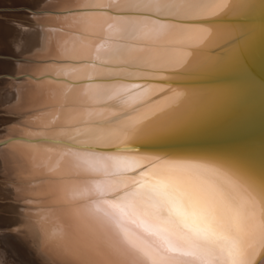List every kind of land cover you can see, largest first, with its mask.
I'll return each mask as SVG.
<instances>
[{"label":"bare ground","instance_id":"obj_1","mask_svg":"<svg viewBox=\"0 0 264 264\" xmlns=\"http://www.w3.org/2000/svg\"><path fill=\"white\" fill-rule=\"evenodd\" d=\"M148 3L153 6L145 7ZM198 5L199 0H0V241L17 263L137 264L141 259L90 208L101 200L97 191L116 192L122 181L144 172H133L143 159L34 139L106 141L109 132L93 122L137 100L142 90L115 81L62 78L123 75L129 70L117 65L162 63L172 54L171 42L191 39L181 27L159 28L150 17L100 7L178 14ZM146 183H151L147 176ZM134 219L124 227L157 245Z\"/></svg>","mask_w":264,"mask_h":264},{"label":"water","instance_id":"obj_2","mask_svg":"<svg viewBox=\"0 0 264 264\" xmlns=\"http://www.w3.org/2000/svg\"><path fill=\"white\" fill-rule=\"evenodd\" d=\"M232 2L199 0L196 10L178 14L100 7L113 14L168 21L188 30L191 39L171 42L168 47L172 46V54L162 63L117 65L129 70L123 75L74 81L62 78L69 83L115 81L139 85L135 89H141L142 95L137 100L121 103L109 117L93 122L101 131L109 132L106 141L73 144L47 136L34 140L141 158L144 164L133 172L144 171L159 161L134 155L131 146H117L129 140L130 130L147 123L151 111L169 103L165 94L176 89L185 93L176 117L188 121V129L164 144L145 146L146 150L193 163L211 164L216 158L242 157L257 167L264 166V0H235V8L226 15ZM208 25L210 30H206ZM241 49L242 55L238 54ZM192 52L200 56L194 70L185 73L183 69L192 60ZM263 256L261 249L255 264Z\"/></svg>","mask_w":264,"mask_h":264},{"label":"snow or ice","instance_id":"obj_3","mask_svg":"<svg viewBox=\"0 0 264 264\" xmlns=\"http://www.w3.org/2000/svg\"><path fill=\"white\" fill-rule=\"evenodd\" d=\"M228 8L226 15L235 8V0ZM167 23L157 20L156 26L163 28ZM210 29L208 25L206 30ZM190 54L185 73L194 70L200 56L199 52ZM165 95L170 102L151 111L147 123L130 130L129 140L117 146H131L134 155L159 164L146 166L138 176L122 181L118 195L97 191L99 204L105 207L94 203L90 211L113 230L126 250L141 257L137 264H255L258 251L264 249V166L242 157L193 163L146 150L145 146L164 144L188 129V121L176 117L185 93L170 89ZM130 217L158 244L130 233L124 227Z\"/></svg>","mask_w":264,"mask_h":264},{"label":"rangeland","instance_id":"obj_4","mask_svg":"<svg viewBox=\"0 0 264 264\" xmlns=\"http://www.w3.org/2000/svg\"><path fill=\"white\" fill-rule=\"evenodd\" d=\"M4 243V242H3ZM1 241H0V259L4 262V264H19V262L17 263L16 261H17V257L16 258H13V257H15L14 255L12 256L11 254H13V253H10L9 251H7V250H10V249H8V246H7V244H4V245H1V244H3ZM5 246H7V248H5ZM3 247V248H2ZM3 249H5L4 251L5 252H2L3 251ZM2 250V251H1ZM6 251L9 253H7L6 254ZM2 253H4V254H2ZM3 255V256H2ZM5 255H9V256H11L10 257V259H12V262H10L11 260L9 259V256H5ZM5 257H7V258H5ZM15 259V261H13ZM10 260V261H9ZM1 261V262H2Z\"/></svg>","mask_w":264,"mask_h":264}]
</instances>
